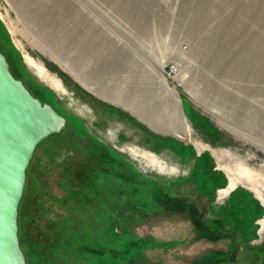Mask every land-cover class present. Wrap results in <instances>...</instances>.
I'll list each match as a JSON object with an SVG mask.
<instances>
[{
    "label": "rangeland",
    "instance_id": "374dc122",
    "mask_svg": "<svg viewBox=\"0 0 264 264\" xmlns=\"http://www.w3.org/2000/svg\"><path fill=\"white\" fill-rule=\"evenodd\" d=\"M0 52L156 202L59 264H264V0H0Z\"/></svg>",
    "mask_w": 264,
    "mask_h": 264
},
{
    "label": "flooded vegetation",
    "instance_id": "af4514ba",
    "mask_svg": "<svg viewBox=\"0 0 264 264\" xmlns=\"http://www.w3.org/2000/svg\"><path fill=\"white\" fill-rule=\"evenodd\" d=\"M65 127L38 145L26 174L24 202L18 209L26 264H59L61 254L77 256L87 250L113 258L120 251L109 247L117 243L124 253L127 224H141L143 208L156 203L143 201L141 186L128 180L131 170L119 157L86 142L76 127ZM50 174L56 177L59 195L49 192ZM128 210L136 216H128Z\"/></svg>",
    "mask_w": 264,
    "mask_h": 264
},
{
    "label": "water",
    "instance_id": "95a60500",
    "mask_svg": "<svg viewBox=\"0 0 264 264\" xmlns=\"http://www.w3.org/2000/svg\"><path fill=\"white\" fill-rule=\"evenodd\" d=\"M65 119L34 98L0 53V264H26L18 238V209L37 146L59 134Z\"/></svg>",
    "mask_w": 264,
    "mask_h": 264
},
{
    "label": "bare ground",
    "instance_id": "6f19581e",
    "mask_svg": "<svg viewBox=\"0 0 264 264\" xmlns=\"http://www.w3.org/2000/svg\"><path fill=\"white\" fill-rule=\"evenodd\" d=\"M253 51V50H252ZM261 51V50H260ZM257 52V51H256ZM251 53V52H250ZM258 53V52H257ZM248 54V53H247ZM259 54V53H258ZM246 55V54H245ZM249 55V54H248ZM262 55V54H261ZM4 56V55H3ZM252 56V55H251ZM247 56H245V58H246ZM254 57V56H253ZM258 57V56H257ZM251 58V57H250ZM244 59V58H243ZM243 59H242V61H243ZM253 59H255V58H253ZM258 59V58H257ZM256 59V60H257ZM262 59V58H261ZM5 60H6V58H5ZM248 60V59H247ZM255 60V61H256ZM264 60V59H263ZM246 61V60H245ZM258 61V60H257ZM6 62H7V60H6ZM251 62V61H250ZM253 63V62H252ZM7 64H8V62H7ZM254 64V63H253ZM238 66V65H237ZM264 66V65H263ZM8 67H9V64H8ZM258 68H259V66H258ZM261 68V67H260ZM160 70L162 71L163 70V64L161 63L160 64ZM237 70H238V68H237ZM264 70V69H263ZM262 70V71H263ZM9 71H10V69H9ZM11 73V72H10ZM263 73V72H262ZM163 80V79H162ZM164 81V80H163ZM161 83H163V82H161ZM23 84V83H22ZM165 88H166V84L165 83H163L162 84ZM92 89V88H91ZM94 91V90H93ZM104 97V96H103ZM176 98V97H175ZM235 99V98H234ZM107 100H110V101H112L111 99H107ZM113 101H115V100H113ZM176 101H177V99H176ZM237 101V100H236ZM239 102H240V100H238ZM117 102V101H116ZM117 104V103H116ZM118 104H119V102H118ZM184 132L186 133L187 132V129L186 128H184ZM38 147V146H37ZM239 166V165H238ZM242 172V171H241ZM248 172V171H247ZM246 172V173H247ZM243 173H245V172H243ZM242 174V173H241ZM252 175V174H251ZM241 176V175H240ZM237 180H238V178H237V176L235 177V176H233L231 179H230V189L231 188H233L236 184H237Z\"/></svg>",
    "mask_w": 264,
    "mask_h": 264
},
{
    "label": "trees",
    "instance_id": "16d2710c",
    "mask_svg": "<svg viewBox=\"0 0 264 264\" xmlns=\"http://www.w3.org/2000/svg\"><path fill=\"white\" fill-rule=\"evenodd\" d=\"M1 53V52H0ZM5 57V56H4ZM6 58V57H5ZM11 72V71H10ZM12 74V73H11ZM13 76V75H12ZM14 77V76H13ZM158 197L159 198H162V197H160V195L158 194ZM104 258H106V257H104ZM95 261H96V258L93 260V262L95 263ZM87 262L89 263L90 261L89 260H87ZM106 262H108V259L106 258ZM91 263V262H90ZM100 264V263H99ZM102 264V263H101Z\"/></svg>",
    "mask_w": 264,
    "mask_h": 264
}]
</instances>
